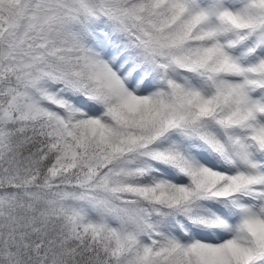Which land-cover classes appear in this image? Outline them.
<instances>
[{
  "label": "snow or ice",
  "instance_id": "snow-or-ice-1",
  "mask_svg": "<svg viewBox=\"0 0 264 264\" xmlns=\"http://www.w3.org/2000/svg\"><path fill=\"white\" fill-rule=\"evenodd\" d=\"M0 264H264V0H0Z\"/></svg>",
  "mask_w": 264,
  "mask_h": 264
}]
</instances>
